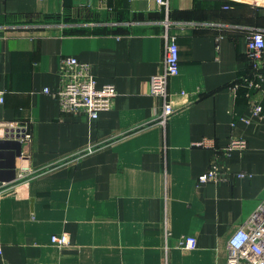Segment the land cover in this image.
<instances>
[{
    "label": "crops",
    "instance_id": "1",
    "mask_svg": "<svg viewBox=\"0 0 264 264\" xmlns=\"http://www.w3.org/2000/svg\"><path fill=\"white\" fill-rule=\"evenodd\" d=\"M160 1L0 0V140L24 135L15 181L0 182V264H226L264 201V53L258 68L246 54L264 5ZM170 37L177 111L160 124L150 81ZM71 57L116 91L97 119L43 92ZM202 139L218 153L193 146ZM232 140L246 147L225 154ZM212 160L221 180L199 184ZM62 234L66 246L51 243Z\"/></svg>",
    "mask_w": 264,
    "mask_h": 264
},
{
    "label": "built area",
    "instance_id": "2",
    "mask_svg": "<svg viewBox=\"0 0 264 264\" xmlns=\"http://www.w3.org/2000/svg\"><path fill=\"white\" fill-rule=\"evenodd\" d=\"M161 3L160 0H157ZM253 5H264V0H252ZM264 53V35L260 31L249 34L246 42V54L254 68H258ZM179 72V52L174 37L167 39L163 69L153 75L150 81V93L161 100L162 105L157 112L155 121L165 123L177 111V105L173 96L167 91L168 79L174 77ZM60 88L51 93L48 89L43 92L54 96L61 110L73 115L85 114L90 119H97L103 111L112 108L116 91L111 84L97 86L96 80L91 74L87 63L77 61L71 57L61 61L60 64ZM185 92H180L179 97H184ZM5 101L4 91L0 90V105ZM251 109L255 115L261 114L259 105L251 104ZM0 125H6L2 123ZM195 147L212 149L218 153L219 149L210 139H202L193 143ZM246 147L243 140H232L223 151L228 154L232 150H241ZM218 149V150H217ZM250 177V175L239 174L238 177ZM221 180L217 174V163L211 161L208 170L200 174L197 178L199 184L207 182H217ZM167 238V232H165ZM51 243L63 247L69 241L65 234L53 235ZM177 246L183 250H193L197 246V241L191 236L179 238ZM226 264H264V201L261 202L254 213L248 218L246 223L239 228L228 240V252Z\"/></svg>",
    "mask_w": 264,
    "mask_h": 264
},
{
    "label": "water",
    "instance_id": "3",
    "mask_svg": "<svg viewBox=\"0 0 264 264\" xmlns=\"http://www.w3.org/2000/svg\"><path fill=\"white\" fill-rule=\"evenodd\" d=\"M24 135L16 134L15 138L0 140V182L11 183L16 179V161L22 156Z\"/></svg>",
    "mask_w": 264,
    "mask_h": 264
}]
</instances>
